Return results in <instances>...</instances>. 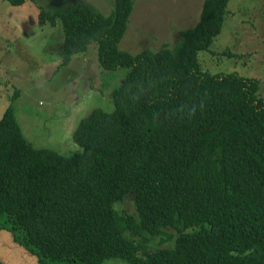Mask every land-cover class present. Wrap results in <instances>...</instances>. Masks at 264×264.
<instances>
[{
  "label": "trees",
  "instance_id": "trees-1",
  "mask_svg": "<svg viewBox=\"0 0 264 264\" xmlns=\"http://www.w3.org/2000/svg\"><path fill=\"white\" fill-rule=\"evenodd\" d=\"M132 2L37 5L38 24L60 21L61 63L93 41L101 67L127 70L111 108L78 119L70 153L32 146L3 110L0 229L40 264H264V95L196 58L227 0H202L172 45L134 53L118 46ZM128 193L134 214L114 206Z\"/></svg>",
  "mask_w": 264,
  "mask_h": 264
},
{
  "label": "rangeland",
  "instance_id": "rangeland-1",
  "mask_svg": "<svg viewBox=\"0 0 264 264\" xmlns=\"http://www.w3.org/2000/svg\"><path fill=\"white\" fill-rule=\"evenodd\" d=\"M67 1L82 0H25L20 4L0 0V115L9 106L25 140L34 147L62 153L80 149L71 138L76 122L93 107L111 108L109 91L127 70L101 67L93 41L67 62H60V21L38 24L37 5L55 10ZM201 2L133 0L118 46L134 53L145 47L155 49L162 42L172 45L177 31L197 19ZM88 4L106 14L112 0ZM196 58L199 67L210 73L235 71L256 78L257 93L264 95V0H227L218 32L206 48L197 50ZM114 206L134 214L132 193ZM4 231L0 229V264H36L34 256L27 261L12 241L14 248ZM100 264L131 263L110 257Z\"/></svg>",
  "mask_w": 264,
  "mask_h": 264
},
{
  "label": "crops",
  "instance_id": "crops-1",
  "mask_svg": "<svg viewBox=\"0 0 264 264\" xmlns=\"http://www.w3.org/2000/svg\"><path fill=\"white\" fill-rule=\"evenodd\" d=\"M82 1H84V2L87 3V4H88L89 2H91V0H82ZM88 5L91 6L90 4H88ZM99 5L101 6V4H99ZM91 7L94 8V6H91ZM100 8H101V7H100ZM94 9H95V8H94ZM180 21H181V20H180ZM184 21H186V20H184ZM194 22H195V21H194ZM192 23H193V22H190V26L193 25ZM186 27H189V26H186ZM186 27H185V28H186ZM182 29H183V28H182ZM4 230H5V229H2V231H4ZM4 232L7 233V234L9 235L10 240H11V244H12V245L14 246V248L16 249V246L14 245V243H16V242L13 241V239H12L11 234L9 233V231L5 230ZM12 241H13L14 243H13ZM16 244H17V243H16ZM17 245L21 248V250H22V254L27 256V257H26V260H27V261H29L28 256H30V257L33 258L34 255H33L32 253L28 252V251H27L26 249H24L21 245H19V244H17ZM22 254H21V257H20V258H22ZM34 259H35V256H34ZM35 260H36V259H35ZM36 264H40V263H38V262L36 261Z\"/></svg>",
  "mask_w": 264,
  "mask_h": 264
}]
</instances>
